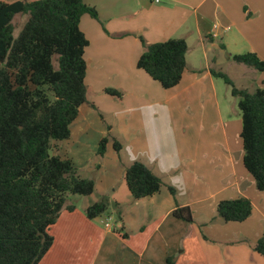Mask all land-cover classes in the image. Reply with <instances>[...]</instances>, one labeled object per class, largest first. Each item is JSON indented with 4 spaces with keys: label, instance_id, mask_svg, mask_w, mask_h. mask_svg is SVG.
Wrapping results in <instances>:
<instances>
[{
    "label": "crops",
    "instance_id": "1",
    "mask_svg": "<svg viewBox=\"0 0 264 264\" xmlns=\"http://www.w3.org/2000/svg\"><path fill=\"white\" fill-rule=\"evenodd\" d=\"M93 7L102 25L83 16L79 26L89 45L88 35L102 33L97 52L102 65L97 62L89 76L85 60L86 103L69 138L54 142L52 154L69 159L81 178L92 179L94 192L74 211H62L49 230L53 245L39 264H166L170 257L174 264H264L253 249L264 238V193L244 169L242 149L232 152L226 139L218 145L220 133L226 135L213 119L223 106L210 72L246 52L264 61V0H104L102 9ZM139 37L148 45L185 40L186 68L176 87L164 90L137 69L143 52ZM251 72H256L248 74L251 89L264 87V72ZM108 88L121 96L107 95ZM105 136L117 140L121 150L108 143L97 158ZM135 161L162 183L157 193L140 200L131 198L124 180ZM239 198L250 201V216L241 223L223 222L217 204ZM100 200L108 203L106 213L88 220L86 208ZM176 207L188 208L192 222L173 218ZM105 217L114 220L111 230L101 224Z\"/></svg>",
    "mask_w": 264,
    "mask_h": 264
},
{
    "label": "trees",
    "instance_id": "2",
    "mask_svg": "<svg viewBox=\"0 0 264 264\" xmlns=\"http://www.w3.org/2000/svg\"><path fill=\"white\" fill-rule=\"evenodd\" d=\"M18 15H26L27 20L13 37L12 22ZM83 16L101 24L97 10L84 0L0 2V264H39L54 242L50 228L62 211L75 210V205L67 203V195L88 197L94 192L92 179L81 178L69 159L52 154L53 143L69 138L70 126L86 103L84 54L89 42L79 26ZM139 40L143 52L137 69L164 90L176 87L186 68L185 40L149 45L142 37ZM231 60L264 72V61L253 52L233 55ZM210 72L237 99L242 165L256 189L264 193V87L252 92L238 89L222 71ZM105 93L121 96L115 89ZM108 143L115 152L121 150L117 140L105 136L97 146V158L105 155ZM124 180L133 200L154 195L162 185L138 161L125 169ZM168 190L174 195L173 188ZM107 208L106 200L92 203L85 217L95 220ZM251 210L245 198L216 206L217 216L225 223L244 222ZM172 217L192 222L188 208L176 207ZM253 249L264 257V238ZM166 264L174 260L170 257Z\"/></svg>",
    "mask_w": 264,
    "mask_h": 264
},
{
    "label": "rangeland",
    "instance_id": "3",
    "mask_svg": "<svg viewBox=\"0 0 264 264\" xmlns=\"http://www.w3.org/2000/svg\"><path fill=\"white\" fill-rule=\"evenodd\" d=\"M155 1L159 2L161 0H155ZM84 2L85 4L88 3L89 5H92L91 7L97 6L98 8L102 9V3L104 2V0H84ZM26 20H27L26 15H18L13 19L12 22L13 37H17L23 25L25 24ZM82 29L86 30V27L83 24H82ZM98 31L101 32L100 29ZM88 36L90 40V45L85 50V60L87 61L89 66L88 75L91 76L92 74L94 75L95 71L97 70V67H95L97 62L99 63V65L100 64L102 65L101 58L97 57L98 50L102 49V33L101 35L99 33H93L91 36L90 35ZM90 59L92 60L91 64H90ZM217 71H222L224 74H226L238 89H242L241 87H243V88H247L249 92H252L251 90H254L251 89L253 88V86H251V80H250L251 78L248 75V74L255 75L254 73L256 72H251L254 70L250 69V71L245 70L246 72H243V70H240V68H237V66H235L234 62L232 64L230 63L227 64L225 62L221 66V69ZM214 81L218 85V94L220 96L221 107L223 106L222 107L223 113L220 116L218 115L213 119L214 127L219 128L220 132L224 131L226 135L225 137H222L220 133V135L217 137L219 141L218 145L219 147H223L220 143L225 144V139H226L232 152L235 151V153H239L241 152L242 149L241 141L239 138L241 131V118H240V111L238 110L237 107V99L231 96L230 87L225 85V83L221 79L215 77ZM82 176L90 177L91 175L84 173ZM84 199H85L84 197L78 195H71V194L67 195V203L73 204L77 207L83 204Z\"/></svg>",
    "mask_w": 264,
    "mask_h": 264
},
{
    "label": "built area",
    "instance_id": "4",
    "mask_svg": "<svg viewBox=\"0 0 264 264\" xmlns=\"http://www.w3.org/2000/svg\"><path fill=\"white\" fill-rule=\"evenodd\" d=\"M158 2V1H156ZM218 26L214 25V29H217ZM101 224L104 229L106 230H111L115 225H114V220L112 217H105L103 221H101Z\"/></svg>",
    "mask_w": 264,
    "mask_h": 264
}]
</instances>
